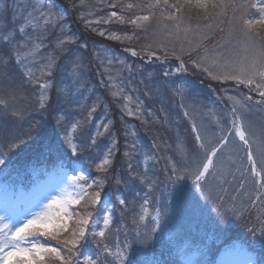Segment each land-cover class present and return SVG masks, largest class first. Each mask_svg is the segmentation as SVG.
I'll return each instance as SVG.
<instances>
[{
  "label": "rangeland",
  "instance_id": "374dc122",
  "mask_svg": "<svg viewBox=\"0 0 264 264\" xmlns=\"http://www.w3.org/2000/svg\"><path fill=\"white\" fill-rule=\"evenodd\" d=\"M107 1L109 3L100 0H85L84 7L80 6V2L77 4L74 2V6H71V8L75 7L74 10L81 11L82 14L89 15L93 12L99 14L96 18L86 16L85 20L93 21V23L78 27L76 32L79 35H81V30L93 31L96 34L102 32L100 22L95 23V21L109 20L111 12H117L115 8L108 7L109 4L116 3L117 0ZM124 1L128 3V0ZM133 1L135 4L140 3L142 5L145 2H149L147 4L154 2V0ZM125 2L119 0L117 4L121 5L118 8L122 13L129 12V15H122L125 22L120 21V25L117 26H119L118 29L122 34L127 31L132 33L142 32L140 36L143 37L145 44L142 43L141 48L135 46V50L139 54L143 55L144 49L148 52H154L158 49L159 58H168L172 56L173 48L180 49V45L183 43L184 48L188 51L187 56L194 59L197 57L196 60L183 64L182 68L180 64L178 68L181 69V72L179 73H177L178 68H173L174 70L170 76L165 79L164 74L153 73V70L139 66L137 59L132 61L122 55L104 53L101 57H98V67L92 71L88 62L90 57L93 60L96 58L93 52L94 49L89 45L88 47H82L86 45L85 42H75V31L70 32L71 35L67 38L61 37L59 39V42L60 40L65 41L63 44L52 42V51H43V43L59 33L60 25L64 19L49 29L45 34L46 38L34 39L32 44H40V48L34 52V55L27 57L19 65L14 60L10 63H4V70L1 69V71L9 73V77L0 82V90H14L17 93V99L13 107L0 111V148L6 145L5 142L11 144L16 137L26 139L27 143L22 144L15 152L9 154L10 156L13 154L14 158V155L19 153L22 162L11 160L8 167L0 166V179L2 180L0 194H6L10 190L12 193L29 191L30 185L39 180L42 173L33 171V169L39 168L38 163L33 165V162L30 161L36 160L39 153L31 158L27 157V153L35 149L37 142L44 143V140L40 139L43 135L47 137L46 144L49 143V146L46 149V155L41 160L59 161L60 158L66 156L85 163L79 167L72 164L70 167L73 170L68 169V166H58L51 169L52 172L55 171L54 173L59 175L52 176V179L49 180L51 189L46 191L48 199H43L39 207L35 206L36 202H34L33 208L30 207L20 211H16L19 210L16 208L13 214L9 209L13 207L14 200L5 196L4 198L10 203L5 207L0 206V215L6 217L4 223H8L11 228L19 227L23 222L31 219L33 214L40 212L50 202L51 198L65 195V190L67 194L71 195L79 192L80 189L72 184L71 178L83 173L85 180L78 183L84 185L85 188L87 187L85 181L87 183L99 181V179L105 181L100 189L101 204L87 208L90 212H97L94 219L99 220L100 223L96 226V231L104 228L103 218L108 215L109 211L111 213V223L105 229L106 236L104 238L93 237L89 233L85 241L91 248L94 247V252L97 253L91 255L96 260V264H99V261L106 264L149 263V260L155 255L163 257L161 264H178L180 259L183 264H210L208 260H218L217 252L224 248L222 243L230 237L234 239V236L230 234L235 231L229 232L230 234L225 233L220 237L211 236L214 239L211 238L210 243L202 244L205 240L201 237V235H204L202 232L208 233L205 227L199 224L192 226L188 224L185 232H181L174 228V225H178V220L181 219L182 215H173L170 212L185 209L188 205L181 206L178 202L186 201L184 199L188 196L189 199L192 198L191 202L201 200V202L207 204L204 210L205 213L202 215L204 220L208 216L209 218H215L221 215L222 217L220 216L219 219L214 221H218L222 227H226L229 223L236 227L235 220L232 221L237 218L234 211L235 207L231 204H225L229 194L237 193L235 199H233V203L237 202V209L241 204L245 205L250 201L252 205L248 211L252 207H263L262 210L264 209V187L261 186L264 178L260 179L261 170L264 168V158L261 157V153H264V97H261L259 92L254 90V85L249 87L235 80L213 79L203 71L204 67H209L210 71H214V75H219V68L224 64L226 57L243 56V52L238 50L241 46L237 45L235 40L229 36L230 21L233 15L232 9H228L226 13L211 22V28L204 27L209 21L203 19L204 13L202 10L196 8L186 9L185 15L190 16L192 19L191 21L186 20L187 23L181 25V29L185 26L192 29L188 39L196 45L194 48H189L188 40L184 39L183 32H181L179 39L168 35L171 28L165 29L163 24L166 23L170 26L171 21L166 19L162 23L158 21L162 8L151 10L155 11L156 15L150 16L149 21H137V24L134 25L127 21L134 19L135 15H148L149 10L141 11L139 8L129 10L123 7L126 5ZM173 2L174 0H172ZM41 3L47 2L44 0H0V37L9 34L10 31H16L33 6ZM49 7L55 11L52 5H49ZM69 11L72 10L69 9ZM116 18L111 17L110 19L119 22ZM195 21L198 23L193 24ZM198 25L199 31H197ZM145 28H147L146 31ZM27 31L31 33V29ZM32 34L34 37L39 35L38 33ZM15 39L21 40L22 36L17 33ZM154 41H163L170 52H165L164 48L156 47ZM120 44L125 45L123 47H125L127 53H132V50L126 47V44ZM0 45V51L5 53L4 56L0 57L6 59L8 45L3 44L2 40H0ZM75 48L77 49L75 50ZM49 58L54 61L53 74L51 77L41 76V66L48 63ZM4 59L1 61H5ZM213 61L218 63L213 66ZM143 62L146 63L144 60ZM196 64H200L201 67H196ZM76 65H79L76 69L78 75H83V78L72 75L73 67ZM29 70L35 76L40 77L41 82H48L51 86L48 89H41L39 84L34 81L30 82L26 78ZM91 78V82L99 80L103 83L104 91L108 93L111 99V106L110 104H101L98 94L100 92L97 88L93 89L92 86L87 87L84 85L89 83ZM93 84L97 85L96 82ZM82 85H84V93L90 94L79 95L81 92L80 86ZM116 93H119V95H115ZM41 95L44 97L42 101L39 99ZM250 96L258 102L252 101ZM128 97H131V99L129 100ZM246 97L251 99H246ZM75 102H80L82 107L74 106ZM41 103H43V107L40 106ZM233 107H236L237 112L240 111L239 115H236V117L238 116V122L245 119V130L250 133L248 135L251 145L250 150L253 156L255 154L257 161L256 164H253L252 161L249 169L243 171L235 162L239 161L242 154L239 151H229L230 147H225L222 152H219L221 157L218 158V161L223 160L220 172L222 179L219 182L209 183V186L213 189L212 193L204 195L208 192V189L202 183L208 173L200 180L196 179V173L197 168L204 161L205 153L203 149L199 148V151L197 150L198 154L193 157L194 154L190 153V150L192 147L194 149L199 146L201 142L205 144V147L209 142L212 145L215 144L228 129L234 131V137L238 139L239 137L235 135V129L232 126V121L235 119L232 112ZM92 108H95V111H92L89 116ZM120 109H129L133 115H127L128 111H126V114L125 112L122 113L124 114L123 119H118ZM13 111H19L20 115H12ZM186 111L188 112L187 116L184 114ZM112 112L117 114V124L114 125L119 130L118 134L113 135L114 138L107 136L111 131L110 124L113 122ZM247 116L250 117L247 118ZM66 117H68L67 120H65ZM130 119L134 121L137 130L140 131L142 141H146L148 146L154 148L155 154L153 152L149 154L154 155L151 164L153 167L149 171H143V161L141 170L140 160L128 156L129 151H133L135 146L134 139L130 137L129 132L125 129ZM58 120L63 124V129L57 124ZM77 122L80 123L74 130L73 125H76ZM193 124L196 126V131L200 133V141L196 140ZM52 126L55 127L50 130ZM105 128H107V131H105ZM29 133L31 139H28L26 135ZM65 136L70 137L72 144L77 147L76 154L72 153L71 146L65 140ZM234 137L228 139L231 144L237 141ZM93 139H95V144L91 143ZM173 143L179 150L181 147V150L187 153V156L181 160L182 167L173 164L168 158ZM52 145L57 148L52 149ZM21 150L24 151V154ZM109 150H111V153H109ZM4 151H0V154ZM146 151L148 152L149 149ZM48 155H51V159L47 158ZM106 156L110 163L105 165V170L98 169L97 164ZM246 160L247 158L243 154L241 160L243 166ZM116 164L123 167L124 174L121 172L116 175ZM129 165H131V168H129ZM166 167L169 170L181 167L186 174L191 173V175L187 174L184 180L176 179V193L172 190V193H169L170 195H164L165 192L160 189L167 184L168 189L171 190L173 188L171 185L175 184L162 178L160 170ZM42 172L46 173L47 171L43 169ZM70 172L73 174H70ZM211 172H215V170L212 169ZM112 173L115 174L110 179ZM31 174L34 175L33 178H31ZM229 175L235 180L225 190V194L222 190V182ZM26 178L31 179L30 184L26 182L28 186L22 187L23 184L21 183ZM118 185L122 187L126 195L118 190ZM215 185L217 186L215 187ZM108 186L109 188L106 190ZM88 191L91 192L92 189H88ZM140 192H146L147 194L136 203ZM117 196L126 201L125 205H121L117 201ZM103 199L106 200L105 203L109 202V204H103ZM193 205L195 204H191L189 208L198 209L194 208ZM80 206L81 204L72 205L69 211L79 209ZM159 207L162 208L164 214H160ZM219 209L224 210V212H219ZM249 215L247 214V216ZM73 223L74 220L69 221V225ZM263 223V221L257 224H252L250 221L246 222L247 228L250 225V232H246L245 235L252 234L253 237L250 235L251 239L246 238L244 230L240 232L237 230L240 236L237 239V246L247 248L241 264H264V251L257 253V250L252 249L254 242H256L257 233L264 230ZM92 227L91 224L89 228ZM208 230L210 233H217L218 231L213 226L208 227ZM170 232H172L173 238L181 239L182 235L185 237V235L190 236V234L196 236L187 243L182 242L180 246L172 242H168L165 246L164 240H169L167 237H169ZM102 244L103 248H101ZM81 245L86 246V243L80 242L78 252L85 253V251L79 249ZM105 245L108 251L104 250ZM82 249H85V247ZM61 254L66 253L62 251ZM124 257H127V260ZM83 261L87 264L85 259ZM224 261L225 264H240L238 261L234 263L228 259ZM76 263L75 261L72 262V264Z\"/></svg>",
  "mask_w": 264,
  "mask_h": 264
},
{
  "label": "snow or ice",
  "instance_id": "6c2138e0",
  "mask_svg": "<svg viewBox=\"0 0 264 264\" xmlns=\"http://www.w3.org/2000/svg\"><path fill=\"white\" fill-rule=\"evenodd\" d=\"M51 2L52 0H48L47 3L33 6L32 10L27 13V16L24 17L23 22L18 26L16 31H10L9 34L0 37L3 44L8 45L6 59L2 61V63H10L14 60L15 63L19 65L27 57L34 55V52L40 48V44H32V41L34 39L46 38L45 34L49 29L64 19V16L60 12L54 11L49 7ZM118 2L119 0H117L116 3L109 4L108 7L115 8ZM80 6H85V0H80ZM123 7L129 10L133 8H139L141 11L149 10L148 15H135L134 19H129L127 21L134 25L137 24V21H149L150 16L156 15L155 11L151 10L162 8L158 21L161 23L165 19L171 21L170 26L166 23L163 24L165 29L171 28L168 35L179 39L181 32H183L184 39L188 40L189 48H194L196 45L192 40L188 39L189 34L192 33V29L188 26L181 29V25L185 24L186 20L191 21L192 19L190 16L185 15L186 9L196 8L202 10L204 13L203 19L209 21V23L205 24V28H211V22L226 13L228 9H232L233 15L230 21L231 30L229 36L235 40L237 45L241 46L238 50L243 52V56L226 57L224 64L219 68V75H214V71H210L209 67H204L203 71L213 79L235 80L249 87L254 85V90H257L259 95L264 97V31H262V29H264V0H174L173 3H169V0H163L162 5L161 0H154L153 3L146 5L128 3ZM111 17H117V13L115 11L111 12L109 20ZM81 19H84L83 15ZM118 19L122 23L125 22L124 16H119ZM99 22V20L95 21V23ZM105 22H108V20H105ZM91 23H93V21L85 20L86 26ZM28 29H31V33L27 31ZM146 30L147 28H145V31ZM197 31H199V25L197 26ZM17 33L22 36L21 40L15 39ZM32 33H38L39 35L34 37ZM100 35H104V33L101 32ZM111 38L120 39L119 36H113ZM64 42V40H60L59 43L63 44ZM154 43L156 47L164 48L165 52H167V45L164 44L163 41H154ZM84 46L86 47V45ZM149 47H151V45H149ZM185 51L186 49L183 43H181L180 52L184 53ZM172 54L176 55L174 49ZM4 55L5 53L0 51V56ZM149 55H155V52H150ZM177 59H180V57L177 56ZM183 63V60H181V68L183 67ZM217 63V61H213V66ZM78 67L79 65L73 67V76L78 75L76 71ZM196 67H201V65L196 64ZM53 69L54 61L49 58V62L41 66V76L51 77ZM180 70V68L177 69V71ZM184 70L186 71L187 69ZM165 75H167V73ZM6 78H8V73L6 71H0V82ZM26 78L30 82L34 81L39 84L41 89H48L51 86L48 82H41V78L35 76L30 70L27 72ZM115 95H119V93ZM43 98V95L39 97L41 101ZM16 99L17 93L14 90H0V111L13 107ZM128 99L130 100L131 97H128ZM246 99L251 98L246 97ZM40 106L43 107V103H41ZM92 111H95V108L91 109L89 116ZM232 112L234 115H239L237 114L236 107H233ZM127 114L133 115L131 111H128ZM184 114L187 116L188 112L186 111ZM12 115L18 116L20 112L13 111ZM79 123L80 122H77L76 125H73L74 130ZM57 124L60 125L62 129L64 128L60 120L57 121ZM232 126L233 129H235V135L239 137L244 145L248 146L249 150L247 155L251 159V145L248 139L250 133L245 130L244 122L242 120L238 122L237 119H233ZM193 130L196 132V140L200 141L201 136L200 133L196 131L195 124H193ZM105 131H107V128H105ZM26 135L28 139H31L30 133ZM227 135L231 136L232 132L230 131ZM65 140L71 146L72 153L76 154L77 147L72 144L71 138L65 136ZM26 143V139L16 137L13 139L10 147L18 148ZM91 143L95 144V139H93ZM226 144H228L227 136L222 137L210 148H206L203 142L199 144L200 149L204 150L205 155L204 161L197 168V180H200L209 172V169L213 166V157H216L217 153L221 152V149ZM109 153H111V150H109ZM261 157L264 158V153H261ZM5 163V159L0 158V166H4ZM109 163L110 160L106 156L97 164V168L105 170V165ZM253 164H255L254 160ZM129 168H131V165H129ZM71 180L72 184L80 189L79 192L75 195H71L67 194L65 190V195L51 198L50 202L45 205L40 212L33 214L31 219L26 220L19 227H15L14 229L11 228L8 223H4L6 217L0 215V264H47L46 256L50 260H58L60 264H72L73 257H77V262L79 261V256L81 254L78 252V247L80 242L87 240L89 233H91L93 237L99 236L104 238L106 236L105 229L111 223L110 211L108 215L103 218L102 223L104 228L99 231H96V226L100 221L94 219L92 212L84 211L82 213L76 209L69 211L72 205H80L81 201H84L83 206L85 209L101 204L100 189L105 181L103 179L92 183H87V181H85L87 184L85 188L84 185L78 183L81 180H85L83 173L79 176H73ZM261 186L264 187V180H262ZM88 189H92V191L89 192ZM43 199H48V196L40 195L37 198L35 206L39 207ZM116 199L121 205H125L126 201L123 198L117 196ZM141 218L143 219V217ZM73 220L74 223L70 230L69 221ZM89 224L93 225L91 229L89 228ZM30 236L48 237L50 241H55V245L48 243V241L44 243L34 241L31 247L21 248L16 243V241L26 240ZM97 246L99 247V244ZM104 250L108 251L106 245ZM62 251L66 254L62 255ZM84 259L87 261V264H96V260L92 256L84 257ZM124 259L127 260V257H124Z\"/></svg>",
  "mask_w": 264,
  "mask_h": 264
},
{
  "label": "trees",
  "instance_id": "16d2710c",
  "mask_svg": "<svg viewBox=\"0 0 264 264\" xmlns=\"http://www.w3.org/2000/svg\"><path fill=\"white\" fill-rule=\"evenodd\" d=\"M45 1L48 2V0H45ZM54 1L57 3L59 0H52L51 3L54 4ZM102 1L109 3L107 0H102ZM74 2H75V4H77L80 2V0H64L65 7H61V8H63L62 11H64V20H63L62 24L60 25V31H59V33L56 34L55 37H52L51 39L46 40L43 43L44 44V47H43L44 52L49 51V50L52 51V45H51L52 42L53 43L55 42L58 44L59 39L61 37H64V38L67 37L66 31L68 30V26H69V30H70V31H68L69 33L70 32L72 33V31H75V35H76L75 42H77V43L85 42L86 47H88V45H89L92 49H94L93 52L95 53L96 58L93 60V58L90 57L89 62H88L89 66H90V70H92V71H93V69L98 67V65H97V63H99V62H97L98 57H101V55L104 53H107L109 55L119 54V55L125 56L126 58L130 57V56H128V53L126 52L125 47H123L125 45H122L120 43L126 44L127 45L126 47L130 48L132 50V52L135 53L134 56L131 55L132 60L143 59L146 63H148L149 68H151V70H153V72H156V73H160V71H162V69H165V70L171 69V67H172L171 64H173V62H179L181 60H187L186 57L188 55V53H187L188 51H185L184 53H180L179 48H177V49L173 48L176 52V55L172 54L171 57L163 58V59L159 58V50L158 49H156L154 51L155 55H149L150 52H148L146 49H144L143 55L139 54L138 51L135 50L136 49L135 46H138L141 48L142 43L145 44L143 37L140 36L142 34V32H139V33L133 32L132 33L130 31H127L124 34H122L120 29H118L119 26H117V25H120V20L118 19V17L125 15V14L129 15V12H126V13L120 12L118 7L121 4H117V7H115V10L117 11L116 12L117 13L116 19H118L119 22H115L112 19H110V20L106 19V20H108V22H105V20L100 21V27L101 26L103 27V28L101 27V31L104 33V35L96 34L95 32L88 31V30L87 31L81 30V35H79L76 32L78 30L77 28L82 27V26H86V24H85L86 16H88V17L92 16L93 18H96L99 16V14H98V12H93L89 15H85V14H82L81 11L74 10L75 7L70 8L73 12L69 11V7L74 6ZM123 2H125V1L123 0ZM61 3H62V1L58 2L57 6H61ZM125 3L126 4H128V3L135 4L133 0H128V3L127 2H125ZM147 3H149V2H145L143 5H145ZM169 3H172V0H169ZM161 4H163V0H161ZM82 15L84 16V19H81ZM185 23H187V22L185 21ZM196 23H198V22L195 21L193 24H196ZM74 28H75V30H74ZM113 36H119L120 39L111 38ZM82 47H85V46H82ZM167 51L170 52L168 49H167ZM177 56H179L180 59H177ZM156 59H158V61ZM78 78H83V75H78ZM91 81H92V78L90 79L89 83H87V84L85 83L84 85L87 87L92 86L93 89L97 88L101 94L100 98L103 100V102L108 103V104L112 103L108 93H105V91H104L103 83H101V81H99V80H94L93 82H91ZM94 82H96L97 85H94L93 84ZM84 85L80 86L81 92L79 93V95L87 94V93H84V91H83ZM74 106L82 107L80 102H75ZM65 120H67V119H65ZM48 127H49V125H48ZM48 127H47V129H48ZM54 127L55 126L50 127V130H53ZM40 139L44 140V143L37 142V144L35 145V149L34 150L31 149L32 151L30 153H27L28 154L27 157H30V158L33 156H36L39 153L38 156L36 157L37 158L36 160H30L31 162H33V165H36L38 162H42L41 158L46 155V152H47L46 149H48V146H49V143L46 144V142L48 141L47 137H45L43 135ZM52 147H53L52 149L57 148L55 145H52ZM13 150L16 151L17 149L16 150L13 149ZM22 152L24 154V151H22ZM19 156H20L19 153H17L14 155V158H13V154H12V156H9V159L7 162L10 163L11 160H16V161L22 162L21 157H19ZM47 158L51 159V155H48ZM50 162H52V161L46 160L41 164L40 167L43 168L44 166H46ZM112 178H113V173L110 174V179H112ZM0 182H2L1 179H0ZM22 192H24V191H22ZM83 205H84V202L81 203L80 208L76 209V210L80 211L82 213L84 211H88V209H85ZM69 226L71 227L72 224H70ZM245 230H246V228H245ZM39 239H40L41 243L48 241V243L52 244V242L49 239H47L43 236L39 237ZM187 242L188 241H186L185 243H187ZM46 258H47V256H46ZM47 264H60V262L58 260H54V259L53 260L47 259ZM157 264H161V263L157 262Z\"/></svg>",
  "mask_w": 264,
  "mask_h": 264
}]
</instances>
